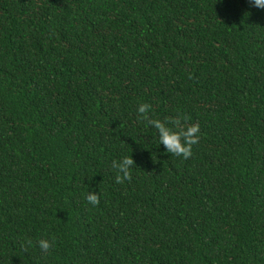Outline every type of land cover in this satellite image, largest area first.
I'll return each instance as SVG.
<instances>
[{"label": "trees", "instance_id": "1", "mask_svg": "<svg viewBox=\"0 0 264 264\" xmlns=\"http://www.w3.org/2000/svg\"><path fill=\"white\" fill-rule=\"evenodd\" d=\"M0 264H264V9L0 0Z\"/></svg>", "mask_w": 264, "mask_h": 264}, {"label": "clouds", "instance_id": "2", "mask_svg": "<svg viewBox=\"0 0 264 264\" xmlns=\"http://www.w3.org/2000/svg\"><path fill=\"white\" fill-rule=\"evenodd\" d=\"M253 6L264 9V0H249ZM151 106L149 104H141L138 108V112L145 114L143 119L147 120V113ZM149 124L154 125V127L159 131L160 143H162L168 153L174 154L176 156H183L185 159L189 158L192 155V146L197 144L199 141V125L188 126L185 130V127L181 125L179 119H166L165 122L160 120H147ZM171 122L175 128H169L166 126L167 123ZM134 165V161L131 157H125L122 163L117 164L116 161H113L112 167L118 170L116 182L123 183L124 180H131V166ZM87 200L92 205L99 204L98 195L95 193H90L87 197ZM31 244V240L27 242ZM39 247L47 252L50 248V242L48 240L42 239L39 242Z\"/></svg>", "mask_w": 264, "mask_h": 264}]
</instances>
